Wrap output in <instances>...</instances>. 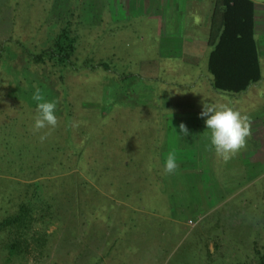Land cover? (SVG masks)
Masks as SVG:
<instances>
[{
    "label": "rangeland",
    "instance_id": "374dc122",
    "mask_svg": "<svg viewBox=\"0 0 264 264\" xmlns=\"http://www.w3.org/2000/svg\"><path fill=\"white\" fill-rule=\"evenodd\" d=\"M255 1L261 5L262 0ZM129 7L143 12L144 2L0 0V45H5L0 58V213H11L26 184L36 182L55 217L44 244L38 247L29 239L23 257H7L0 242V264H256L255 251L264 249V77L237 96L215 92L206 78L204 54L196 68L154 59L160 49L173 47L169 35L190 38L192 29L173 30L174 22L167 30L157 28V13H129ZM67 14L79 18L86 50L108 30L103 40L112 39L105 45L109 53L89 57L96 63L107 56L116 71L65 72L68 115L55 74L29 63L14 42L46 45L54 21ZM128 15L131 27L114 26ZM198 33L203 42L206 29ZM262 62L264 76V55ZM124 73L131 74L121 81ZM192 77L202 81L199 90L206 86L214 97L197 102L192 95L191 107L226 105L251 119L248 156L242 158L247 164L239 153L225 163L212 149L198 165L203 171L212 161L214 173L226 169L231 174L237 168L242 182L231 192L219 194L208 182L194 180L197 173L180 169L186 157H180V149L201 141L180 140L179 125L169 117L190 111L188 106L180 110V100L191 94ZM37 87L45 100L58 101L55 129L34 131ZM173 151L179 168L165 174L167 154ZM35 231L44 230L37 223L31 235ZM118 234L121 241L114 246Z\"/></svg>",
    "mask_w": 264,
    "mask_h": 264
},
{
    "label": "trees",
    "instance_id": "16d2710c",
    "mask_svg": "<svg viewBox=\"0 0 264 264\" xmlns=\"http://www.w3.org/2000/svg\"><path fill=\"white\" fill-rule=\"evenodd\" d=\"M211 4L206 35V43L209 47L206 56L207 70L211 76L208 80L209 87L217 93L223 92L224 95L237 96L247 91L251 85L259 83L264 77L261 74V60L254 29V2L252 0H212ZM72 17L73 15L67 14L54 21L53 35L49 42L42 47L35 45L29 47L19 39L14 41L21 47L29 63L44 65L55 74L61 89V101L66 115L69 113V108L66 100L65 72H78L82 69L93 71L98 68L111 69L109 59L105 60L107 56L96 63L89 57L92 54L107 55L109 53V48L105 45H112V39L107 40L108 44L103 40V36L108 30L102 31L93 47L86 50L83 43L84 35L80 28L83 26L78 17L76 19H72ZM129 17L131 16L128 15L121 20L116 19L114 26L117 24L121 27H131L130 20L132 21V19ZM133 19L135 18L133 17ZM87 26H91V24L89 23ZM109 26L107 25L106 28ZM4 50L5 45L2 43L0 58ZM111 70L115 71V69ZM129 74H120L118 78L121 81L125 80ZM244 150L249 151L248 146ZM241 160L244 162L242 158ZM225 170H221L224 172L216 171L214 174V186L220 190L219 194L225 190L231 192L241 186L242 181L237 179L239 176L237 168L230 170L231 174ZM247 177L249 176L247 175ZM207 178L206 175L203 181H207ZM230 182L233 186L232 189H228ZM26 185L28 188L22 192L21 199L16 201L14 210L5 215L0 213L1 249L7 257L19 255L23 257L30 244L29 239H32L38 247L42 246L45 242L46 228L55 219L52 212L54 206L43 197L38 184L35 182ZM1 200L0 198V203ZM37 223L44 231H35L31 235V231L34 230ZM124 240L126 239H123L122 242ZM119 241L121 240L118 234V237L114 239V246ZM254 255L256 264H264V249L256 250Z\"/></svg>",
    "mask_w": 264,
    "mask_h": 264
},
{
    "label": "crops",
    "instance_id": "0c3cea01",
    "mask_svg": "<svg viewBox=\"0 0 264 264\" xmlns=\"http://www.w3.org/2000/svg\"><path fill=\"white\" fill-rule=\"evenodd\" d=\"M142 1V0H141ZM211 1L212 0H143L144 7L143 12L141 9L138 10H132L130 7L128 8V12L131 13L134 12H141L143 14L147 13H157L156 16H153L157 18L158 25L157 28L162 29H168L171 23V27L174 28L173 30L178 29H192V34L190 32V38H184L183 34L180 36V32H176L177 35H169V39L171 43L173 44V47H167L166 49H160V52L156 54L155 60L157 58L159 59H166L170 61H180V67L182 66L181 62H184L185 64H189L190 66L197 67L198 61L203 57L202 55L206 57L209 51V47L206 43V35H207V28H208V14L209 10L211 9ZM254 2L255 6V17H254V29H255V36L257 40L261 65L263 66L262 58L264 55V0L261 1V5H258V3L255 0H252ZM154 4V6H153ZM152 6L150 8L149 6ZM260 6V9L257 7ZM129 12V13H130ZM152 17V16H150ZM126 18V17H125ZM168 24V25H167ZM201 28L206 29V35L205 39L202 42L201 38L198 36V30ZM165 36L168 35V33H163ZM174 37V38H172ZM178 37L184 38V40H180ZM261 37V38H259ZM187 39V40H185ZM162 46H164V42L162 43ZM181 71V68H180ZM211 76L206 77L207 80H209ZM206 82L207 80L204 79ZM193 84L188 89L189 91L187 93H191L188 97H185V101L180 100V110L181 108L190 109V111H184L183 113L180 112V117H169V119H174V123L177 125H180L181 123H184L188 130L189 135L187 137L180 134V140L189 139L193 141H203V143H199L197 145H193L192 148H181L180 149V157L186 156L184 159H181L180 161V169H182V172L188 171L187 173H197L195 175L194 180L200 183L206 184L208 182L209 184H206L207 187H211V185L214 186V181L211 182L212 176H214V163L212 161L209 162L206 169H203V171L198 167V165L201 163L200 158L202 157H209L211 156L212 150H209L210 147V141H211V131L207 130L205 125V119L200 118V113L202 111V108H199L197 106L191 107V98L192 95L198 98L196 101H200L204 99L207 96L212 97L210 92L207 93L206 86L203 87L204 90H199V88H202L200 79L198 77L194 78L192 77ZM208 86V85H207ZM198 88L199 91L192 94L194 91H196ZM209 94V95H208ZM182 98V97H181ZM193 100V99H192ZM190 108H186V107ZM197 110L196 112H194ZM179 132V128L177 130ZM183 145V144H182ZM248 154V150H241L239 152V156L243 158ZM207 165V163H206ZM181 172V171H180ZM186 173V172H184ZM202 173V176L199 174ZM208 176L207 181H203L205 179V176ZM217 190V188H216Z\"/></svg>",
    "mask_w": 264,
    "mask_h": 264
},
{
    "label": "clouds",
    "instance_id": "9594fccd",
    "mask_svg": "<svg viewBox=\"0 0 264 264\" xmlns=\"http://www.w3.org/2000/svg\"><path fill=\"white\" fill-rule=\"evenodd\" d=\"M32 99L37 102L34 131L45 128L55 129L59 124L56 115L58 101H47L40 88H36ZM200 118L205 119L207 130L211 131L209 150L214 149L217 158L225 163L234 158L241 150L246 149L247 140L252 135L251 119L241 111L226 105H216L202 102ZM74 126H77L74 123ZM179 133L188 136L189 130L184 123L179 125ZM49 133L40 136V141L47 139ZM176 153L167 154L164 167L165 174H174L179 165L177 164Z\"/></svg>",
    "mask_w": 264,
    "mask_h": 264
}]
</instances>
